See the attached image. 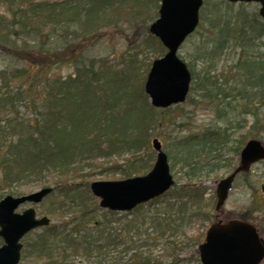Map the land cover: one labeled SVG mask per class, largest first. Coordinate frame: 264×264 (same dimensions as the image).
<instances>
[{
  "label": "trees",
  "instance_id": "16d2710c",
  "mask_svg": "<svg viewBox=\"0 0 264 264\" xmlns=\"http://www.w3.org/2000/svg\"><path fill=\"white\" fill-rule=\"evenodd\" d=\"M0 1L12 10L8 19L0 15V43L8 56L23 64L11 73L0 70V200L23 196L25 187H51L54 193L48 198L57 197L54 212L65 217L40 229L28 250L22 251L23 260L30 254L44 264H179L187 248L199 261L204 234L191 238L188 230L212 221L213 199L198 181L230 168L243 150L242 142L227 149L230 141L225 131L181 139L175 156L167 155L174 165L178 162L184 177L162 197L130 213L104 211L96 198L86 203L77 193L80 185L88 186V175L82 173L87 166L122 168L99 165L107 159L133 154L123 179L146 175L152 168L150 161L139 164L145 161L140 151L148 149V138L159 124V109L152 107L144 89L152 62L141 76L137 54L128 57L127 65L112 69L105 60L100 64L83 60L81 43L69 42L61 52H51L46 46L50 28L57 30L63 24L62 34L76 38L80 30L86 41L114 19L112 13L120 15V4L138 9L142 2L119 0L115 7L114 0ZM147 2L152 7L154 0ZM205 5L206 1L200 19V26L206 25V35L198 43L200 55L186 63L192 77L188 100L200 93L198 97L214 103L218 118L228 121L230 130L234 124L244 128L242 120L228 117L232 113L237 118L253 117L247 135L255 139L259 133L254 131L264 120V20L259 11L222 12L233 7L229 2L215 4L217 13L206 12L209 5ZM146 36L139 46L141 53L153 56L152 61L161 58L166 48L155 36L148 32ZM230 51L242 55L230 69L224 65L219 70ZM59 58L74 63L73 74L51 77L50 69ZM221 106L226 108L220 110ZM249 174L239 175L236 181Z\"/></svg>",
  "mask_w": 264,
  "mask_h": 264
},
{
  "label": "rangeland",
  "instance_id": "374dc122",
  "mask_svg": "<svg viewBox=\"0 0 264 264\" xmlns=\"http://www.w3.org/2000/svg\"><path fill=\"white\" fill-rule=\"evenodd\" d=\"M114 1L116 5L115 7H118L119 0ZM139 1L142 2V7L138 9L134 7H128L129 3L127 2L125 4H120L121 8H124V11H122L123 8H120V15H118V12L112 13L110 16L114 17V19L108 22L107 25L103 26L97 36H90L87 38L88 40L86 41L82 40V34L80 30L78 33L79 37L76 38V35L65 36L64 34H62L63 29L60 27H65L63 24L55 27H59L57 30L50 28V30L52 31L49 32L48 39L46 40L47 49H49L51 52L59 53L62 51L61 49L69 42L72 44L77 43L78 45L81 43V50L83 51L81 54L83 60L87 61L88 63H90L91 60H97L99 64L103 60H105L107 62V65L112 67V69L122 68V65L128 64L129 56L137 54L142 61V64L140 63L142 69L139 71L142 76L147 71L146 64H150V62L153 63L152 60L154 59V57L149 56L148 53L145 52L144 54H142L139 46L144 40V38H147V32L150 34V30L148 31V29H150L151 24H153L154 21L157 19H155V16L157 15L155 13L159 9L157 0H154L152 7H147L148 0ZM205 1L206 5H209L206 10V12L209 13L219 12L218 10H216L215 4L224 2L227 3V0ZM132 2L133 1H131L130 3L133 4ZM232 5L233 7L229 10L226 7L223 8L224 11L222 10V12H238L239 10H246L247 14H249L254 11L260 10L258 5L251 3H249V5L243 3ZM11 11V6L7 7L5 2L0 1L1 16L5 17V19H8L11 14ZM133 11H135V13L131 15ZM72 26L77 25L74 24ZM202 27L203 25L199 26V29L197 30L195 35L187 39L184 43V46L179 50V56H181V58L186 63H191L195 60L196 56L198 57V55H200L197 52V49L200 45L198 43H200V40H202L203 36L206 35L204 31L206 25L203 28ZM2 46L3 45L0 43V70H4L8 73H11V71L17 69L18 66H23V64H19L13 58L8 56V54L4 52ZM156 48L157 47L155 46V50ZM240 54L242 55V53H233L232 51L226 53L223 56V60L219 64V70L224 65H226L227 69H230L231 64L237 61ZM73 64L74 63L70 64L69 61H65L63 58H59L57 60V64H54L53 67H51L50 69L51 77L57 79L60 77H67L73 74ZM195 67L199 69L201 68L199 66ZM9 84H11V82ZM198 95H200V93L191 94V99H189L184 104L179 105L178 108L170 107L167 112L159 110V112L156 114V119L157 121H159L158 127L152 131L150 137L148 138V149L145 148L140 151L139 156L144 157L145 161H140L139 164H142L146 161H150L152 168L154 167L157 158V153H155L152 148L151 141L153 139H158L160 142H162L164 152H166L167 154L171 153L172 156H175V154L177 153L176 145H178V142H180L181 139L189 137L191 135H199L201 133H212V131L216 132L217 130L221 132L225 131L226 134L229 135L228 139L230 141V145L227 148L228 150L229 148H231V146L233 149L237 148L241 145V142V146L244 147V145L249 140L253 139L247 135V132L250 130V126L253 123V117L249 115H242L237 118L234 115L237 113H232L228 117L232 118L234 121L242 120L241 124L244 128L239 129L236 127L237 125L234 124L233 130H230L229 127H231V125L228 123V121H224L223 118L222 120L218 118L217 109L216 107H214V103H212L211 101L209 102L208 100L205 101L201 97H198ZM224 108L226 107L221 106L220 110ZM261 110L262 113H264V108H262ZM259 127L260 129L258 131H254V134L256 132L259 133L257 137L264 144V130L261 129L264 127V120L261 122V125H259ZM229 156H231V154L228 155L227 158ZM132 157L133 154L128 153L124 154L123 156H116L112 159H107L105 160V163L99 162V165L105 168L107 166L112 167V165H116L118 167L120 165L122 167L121 169L112 168L108 170L103 169L102 167H98L99 169L94 168L92 170L87 166L84 172L82 173L85 176L88 175V186L86 188L84 187V185H80V191H77V193L81 195L87 203L92 199L91 197H93L91 189L89 188L90 184L95 183L97 181L108 182L124 180L125 178L123 179L122 172L126 170V162H128V160H131ZM173 160L174 162H177L176 157ZM169 163L171 166V173H173L175 180L181 181L182 177H184V173L180 172V165L178 164V162L176 163V165H174L173 161H169ZM238 163L239 160L236 161L234 159L230 168L224 167L214 172V174H211L209 176H203V178L199 179L198 182L201 183L202 186L206 189L207 197H211L213 199V207L210 210V214H212V221L205 222L204 225H192L193 227L188 230V236H190L191 238L195 237L200 233H203L204 241L206 231L209 229L211 224L216 223L217 220L227 222L228 220L246 219L248 220L246 222H250L256 226L258 232L261 235V238L264 240V162L254 165L251 168V174L247 175L245 179L236 181V184L234 185L229 198L226 200V205L221 211H216L217 186L221 180L225 179L226 176L235 171V167L238 165ZM40 189H42L40 185H34L32 188L29 189L25 187L23 191L25 192L24 195H27L34 194V192L40 191ZM55 199H57V197L46 198L45 202L40 205H24V207L19 208L17 212L23 213V211L28 208H35L38 217L42 218L47 216L52 222L51 225H56L57 223L62 222L65 217L62 213L54 212L57 206L55 204ZM97 201L99 202V199H97ZM39 231L40 230H36L35 232H32L31 234L25 236V238L21 241V243L24 245L22 251L28 250V245H30L34 241V238L36 237L37 233H39ZM189 253V249L186 248L184 254L180 256L182 261L179 264L200 263L197 258H194ZM159 254L160 253L158 252V255ZM19 264H44V261L29 254L24 260L22 255ZM261 264H264V261Z\"/></svg>",
  "mask_w": 264,
  "mask_h": 264
},
{
  "label": "water",
  "instance_id": "95a60500",
  "mask_svg": "<svg viewBox=\"0 0 264 264\" xmlns=\"http://www.w3.org/2000/svg\"><path fill=\"white\" fill-rule=\"evenodd\" d=\"M229 1L260 4V15L264 19V0ZM203 4V0H161L159 18L151 24L150 33L160 40L167 52L163 58L153 62L144 87L156 109H167L187 100L192 77L178 52L197 30ZM152 146L158 155L156 164L147 176L118 182L97 181L90 185L93 195L102 199L100 208L129 213L172 189L174 177L162 142L154 139ZM243 149L240 165L217 187V211L226 204L237 175L249 171L256 162L264 161V146L260 140L249 141ZM52 192L53 189L44 188L34 194L7 196L0 201V238L4 245L0 247V264H19L22 239L29 232L51 223L47 216L38 218L35 209L24 210L22 214L16 211L24 204L42 203ZM199 257L201 264H260L264 260V241L250 223L219 221L207 231L205 242L199 246Z\"/></svg>",
  "mask_w": 264,
  "mask_h": 264
},
{
  "label": "bare ground",
  "instance_id": "6f19581e",
  "mask_svg": "<svg viewBox=\"0 0 264 264\" xmlns=\"http://www.w3.org/2000/svg\"><path fill=\"white\" fill-rule=\"evenodd\" d=\"M249 3L254 4V2H249ZM248 5H249V4H248ZM145 93H146V89H145ZM146 94H147V93H146ZM153 140H154V139H153ZM153 140H152V141H153ZM152 141H151V142H152ZM158 141H159V140H158ZM262 144H263V143H262ZM263 146H264V144H263ZM240 156H241V154H240ZM240 156H239V159H240ZM240 162H241V159L239 160V163H238V165L235 167V169L240 165ZM258 163H261V161L256 162V164H258ZM256 164H254V165H256ZM169 165H170V164H169ZM152 169H153V168H151L150 171H151ZM170 172H171V166H170ZM234 172H235V171H234ZM149 173H150V172H148L146 175H139V176H147ZM139 176H134V177H139ZM146 204H147V203H146ZM141 205H142V204H141ZM141 205H140V206H141ZM138 207H139V206H138ZM138 207H137V208H138ZM134 210H135V209H134Z\"/></svg>",
  "mask_w": 264,
  "mask_h": 264
}]
</instances>
